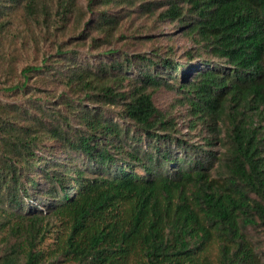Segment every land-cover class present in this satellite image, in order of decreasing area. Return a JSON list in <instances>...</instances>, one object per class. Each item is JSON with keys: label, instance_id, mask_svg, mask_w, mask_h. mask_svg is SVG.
I'll return each instance as SVG.
<instances>
[{"label": "trees", "instance_id": "1", "mask_svg": "<svg viewBox=\"0 0 264 264\" xmlns=\"http://www.w3.org/2000/svg\"><path fill=\"white\" fill-rule=\"evenodd\" d=\"M132 10L179 24L194 53L50 41L70 23L99 50ZM162 89L211 141L185 139ZM68 263L264 264V0H0V264Z\"/></svg>", "mask_w": 264, "mask_h": 264}, {"label": "rangeland", "instance_id": "2", "mask_svg": "<svg viewBox=\"0 0 264 264\" xmlns=\"http://www.w3.org/2000/svg\"><path fill=\"white\" fill-rule=\"evenodd\" d=\"M88 0H79L80 5L85 6ZM101 11V10H100ZM129 16L121 23L119 32L116 33L113 41L110 44H103V48L99 50H91L89 44L77 46L71 40L70 27L68 25V35H57L51 37L50 41L61 39L63 41L68 39V50H74L79 53L81 57L89 56L92 59H99L107 50H118L128 55H137L141 53H159L163 57L168 54L177 61H186V53H194L196 46L185 34V31L179 29V24L173 22H163L156 14H141L130 11ZM24 26V25H23ZM23 26L14 31V35L18 36V41L26 37V30ZM39 29L35 28L30 37L37 41H44L42 34H39ZM42 44V42H41ZM40 44V46H41ZM49 45L44 47V51L50 48ZM30 48V49H29ZM28 52L36 51L35 48L28 47ZM154 102L159 111L164 114L171 115L176 121L177 127L186 140L196 145H203L207 140H212L213 133L211 130L201 123H196L188 107L177 102V95L174 92L165 89L160 90L154 95ZM255 122L258 121L255 119ZM219 128H223L222 124ZM208 148V147H206ZM214 150H221L219 143L213 148ZM49 233L43 241L41 248L49 251L54 248L55 241L61 233L64 232V225L57 219H51L48 224ZM71 264V263H68Z\"/></svg>", "mask_w": 264, "mask_h": 264}]
</instances>
